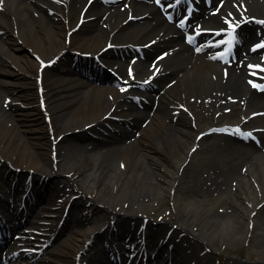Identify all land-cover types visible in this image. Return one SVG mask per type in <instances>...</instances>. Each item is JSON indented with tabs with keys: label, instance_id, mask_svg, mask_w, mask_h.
I'll return each instance as SVG.
<instances>
[{
	"label": "bare ground",
	"instance_id": "6f19581e",
	"mask_svg": "<svg viewBox=\"0 0 264 264\" xmlns=\"http://www.w3.org/2000/svg\"><path fill=\"white\" fill-rule=\"evenodd\" d=\"M104 1L0 0V91L13 94V99L22 106V110L17 109L15 120L1 105L3 99H0V165H13L30 170L32 174L35 171L36 174L41 172L42 175L56 177L57 180L48 184L51 189L47 199L53 197L62 214L70 195L80 192L93 196V200L98 199L106 209L93 213L92 226L87 229L82 220L88 201L80 204L79 200H75L71 211L75 214L71 219L75 232L69 247L54 248L49 257L35 262L33 256L22 258L24 248L15 245V242L7 253H0V264H74L72 255L79 257L96 230L108 225L107 232H110L112 218L105 213L108 208L112 213L123 214L113 224L121 235L130 232L131 221L140 220L138 214L144 215L154 209V200L158 196L172 197L173 207L176 208L179 225L171 239L186 231L190 246L187 249L175 243L173 252L168 253L167 245L156 243L157 233L166 230L161 227L156 232L149 230L145 250L153 247L158 256L168 254L183 264H209L201 252L215 244L217 238L224 239L225 243H235L240 239L238 228L245 227V231L242 230L243 239L248 238L250 228L262 231L258 236L255 234V239L264 254V144L261 148L247 150L245 145L237 144L235 137L213 134L198 143L201 151L190 154L197 144L198 132L210 128L235 125L257 131L264 141V90L261 91L264 88V61L256 59L264 58V0H216L208 6L210 9L201 7L200 13L195 0L186 7L187 14L193 15L184 19L185 24L198 19L200 29L227 31L228 47L232 46L230 33L233 30L240 26H260L256 31H253L256 29L254 26L244 30L245 46L248 43L244 52L248 58L242 61L243 55H240L232 67L215 61L211 56L214 53L205 45L191 47L181 42L180 31L170 26L162 15V11L172 15L179 0H159V8L141 6L134 0ZM53 18H59V21ZM85 26L87 28L83 30ZM149 43L156 44L146 47L145 44ZM114 44L143 46L142 49L149 55L157 47L167 51L171 61L167 60L170 64L164 65L163 71H160L162 77L159 81L165 89L158 98L157 108H148L147 111L133 108L128 104L127 93L120 88L108 87L104 83L92 91L91 87L81 85L73 77H65L81 74L76 72V68H65L63 65L64 72H52L45 67L46 63L58 62L66 49L93 53L105 64L115 66L118 61L114 56L110 52L102 53ZM149 55L136 63L138 73L146 71ZM248 73L255 76L256 90L247 83L252 78ZM35 77L41 79L45 97L56 116V137L53 140L47 137L48 125L36 107ZM166 78H171L174 84L165 86ZM124 80L129 79L125 76ZM106 89L109 90L108 95L99 94ZM129 93L145 94L136 92L133 87ZM234 98L241 102L234 103L232 109L224 113L223 107L232 103ZM180 104L190 115L168 112L171 106ZM25 106L27 109H23ZM113 108L116 109L111 116L125 119L122 125L104 119ZM258 112L262 113L253 115ZM140 116L147 119L144 127L139 125ZM129 119L132 120L130 126L138 128L127 129L124 124ZM104 122L124 130L125 137L116 139L117 135L112 134L113 141L108 140L104 147L95 145L92 149L62 140L69 132ZM53 146L57 152L54 158ZM105 149L107 153L102 154ZM100 155H103L101 160L98 159L100 167L93 168L92 173L80 179V174L92 168L95 158ZM57 160H61L60 163L56 164ZM120 163L126 164L124 171ZM244 170L246 173H243ZM6 173L9 174L8 171ZM62 173L72 174V177L60 179ZM93 173L96 179L91 181ZM106 175L109 181L103 183ZM22 177L24 173L13 186L7 181L8 177L5 179L0 173V198L10 195L13 187L20 189ZM37 185L38 181L34 179L31 185L34 194ZM142 197L144 200H141ZM58 198L63 199L61 203ZM1 205L5 206L2 199ZM38 207L40 204L34 202L30 209L36 213ZM16 212L5 209L3 216L14 218L18 215ZM30 224L48 235L56 230L44 219L31 220ZM197 226L200 228L195 230ZM120 238L111 243L109 250L131 248L139 240L136 232L128 243ZM193 239L205 246L198 244L201 249L198 250ZM106 252V247L99 246L89 256L87 264H102Z\"/></svg>",
	"mask_w": 264,
	"mask_h": 264
},
{
	"label": "rangeland",
	"instance_id": "374dc122",
	"mask_svg": "<svg viewBox=\"0 0 264 264\" xmlns=\"http://www.w3.org/2000/svg\"><path fill=\"white\" fill-rule=\"evenodd\" d=\"M86 28H87V26L83 27V30H85ZM157 50L152 49L149 58L152 59L154 57L155 53L157 52ZM72 52H74V51H69L67 53H66V51H64L63 52V57L59 61L60 63H62L61 64L62 66L64 65L65 68L67 66H70V65H73L74 63H76L74 61V57L72 55ZM115 52L116 51H112L110 53H112V55H114ZM137 58H138V60L140 59L139 56ZM89 63H93V61L88 60V65H89ZM164 65H167V63L164 64ZM55 67H56L55 68L56 71L64 69L63 67H61V69H60L59 65L55 66ZM34 81H35V83L37 82L35 84V93L37 94L36 96L38 98V104L36 105V107H37V109L39 111H41V113L43 114V116L45 118V121H46V123L48 125V129H46L47 137L51 138V134L53 132V127H55L56 116L54 114H52L50 111H46L45 110L46 109L45 106L42 107V98L40 96V88H41V86H40L37 78ZM6 96H8V98ZM9 97H11V96L9 94H7L4 90L0 91V99H3L2 102H1V105H3L5 108H7V111L10 112L9 114L11 115V118H14L15 120H17L16 118H17V112H18L17 111L18 105L15 102L11 103ZM6 121H7V119H6ZM18 122H19V124H21L20 121H18ZM4 123H6V122H4ZM140 123L141 122H139V124ZM88 130L89 129L82 128V129H78V130L69 132L68 134H66V136L62 140L63 141H73V142L79 143V144H81L83 146L86 145V146H88L91 149L94 148L95 145H97V147L102 148L101 146L105 145L108 140L113 141L110 137H106V136L96 137L94 134L89 133ZM120 137H122V134L117 136L116 139L120 138ZM124 139H126V138H124ZM121 151H122V153L120 155L123 154V150L122 149H121ZM100 156L95 158L92 168L91 167L88 168L85 171V174H84V172H82L80 174V176H79L80 179H82L84 177V175L88 176V174L92 173L93 172V168H95V170H96L98 167H100L101 163L98 161ZM60 161L61 160H57L56 164L60 163ZM116 162H117L116 165H118V160L117 159H116ZM149 162L154 163V161H152V160H149ZM203 162H204L203 164H205V160H203ZM56 164H54V166H55L54 168L55 169H56ZM11 167H13V166H11ZM120 167H121V169L123 171L125 170V168H124L122 163H120ZM7 168H8V170H7ZM6 171L9 172L8 175L6 174ZM21 171H24L25 173H24V177L21 178V181H20L19 184H27L28 183V179L31 177V175L29 173H27V172L30 171V170H22L21 169ZM0 173L3 174L4 178L7 175L8 179H12V178H14L16 176L17 177L20 176V174L13 172L9 168V165L6 166V167H2V165H0ZM39 176H41V175H39V173L38 174L35 173V174H33L32 179L36 180ZM71 177H72V174L62 173L61 177H59V178L62 179V178H71ZM93 178H94V180L96 179L94 173H93L92 178H90V180L92 181ZM41 179L43 181L42 183L45 184L44 186L48 188V191L51 189L48 186L49 182L50 181L54 182L55 180H57L56 177H54V176L51 177V176H46V175H42ZM108 181H109V177H108V175H106L103 178V183H107ZM50 186H51V184H50ZM59 187L61 188V186H59ZM101 188L103 189V187H101ZM41 190L44 191V188L41 189ZM75 192H77V189L75 190ZM74 197L77 198L81 202L80 204H82L83 201H86V200L88 201L86 203V205H85V207H87V209H84V217H83V220H82L84 226L88 229V228H90L92 226L91 218H92L93 213H95L96 210L100 211V210H106V209H104L103 205L99 202L98 199L93 200L91 198L93 196H91V195L87 196V195H85V194L80 192V194L75 193ZM144 197H142L141 200H144ZM146 200H149V199H146ZM153 205H154V209L147 211L142 216V218H146L149 223L158 224L157 228H161V227H163L164 229L171 228V235L173 236L174 230H176L175 227H178L179 224L177 222V218H176V214H175L176 213V208L173 207L172 197H170V196H158L157 199L154 200V204ZM71 208H72V206H71ZM119 209H120V206H119V208H117V210H119ZM105 213L107 215H110V216H113L112 214H114V213L111 212V210L109 208L107 209V212H105ZM72 214H73V216L75 215L74 213H72ZM85 216H87V217H85ZM102 216H104V214ZM119 217H121V213H119ZM140 220H142V219L140 218ZM54 221L56 222L57 220H54ZM199 228H200V226H197V228H195V230L199 229ZM242 228L243 229L238 228L237 234L240 237V239H237V241L235 243H231V242L225 243L224 239L217 238V240L215 241V244L210 245L208 248H206V251L204 250L203 252H201V256H203V255H204V257L206 256L207 260L209 261L208 262L209 264H264V262H263L264 254H262L263 248H261L259 246V243L257 244L258 241L255 239V237H256L255 234L258 236L260 233H262V231H260V229H255V228L249 229L250 234L248 235V238L247 239H243L242 230L245 231L246 228L245 227H242ZM72 231H73V228H71V224H70V226L68 224V227H66L63 230L62 235L53 243V245H51L48 248V250H47L48 252H46V253L48 254L49 251L54 249V248H58V247L61 248L60 247L61 245L65 246V244L68 243V241H70V238L72 236V234H71ZM98 235L99 234H97L93 238V241H97V239H98L97 236ZM187 236H188V238H187ZM189 239H190L189 233L184 231L181 234H179L178 237L174 236L173 237V242H171V244L173 246H175V243H178L179 244L178 247L182 246L183 248H187L188 249V247L190 246V244H189L190 241H188ZM198 241L199 240H194L193 239L192 242L195 243V245L197 246L196 248H198V250H199L200 248H199L198 244H200V245H204V244L201 243L200 241L199 242ZM97 246H98V243H96L95 245H91L90 249L92 250L93 248H95ZM46 253L43 255V257L46 255ZM49 256L50 255H46L45 257H49ZM85 258H89V254H85L83 256V260L84 261H86ZM247 258H249L251 262L255 261V263L248 262L249 260H247Z\"/></svg>",
	"mask_w": 264,
	"mask_h": 264
}]
</instances>
